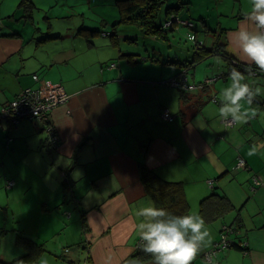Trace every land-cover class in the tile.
<instances>
[{"label": "crops", "instance_id": "crops-1", "mask_svg": "<svg viewBox=\"0 0 264 264\" xmlns=\"http://www.w3.org/2000/svg\"><path fill=\"white\" fill-rule=\"evenodd\" d=\"M12 5V0H0V109L28 88L39 90L47 99L59 93L63 101L51 111L58 136L54 146L46 141L47 134L37 121L23 120L0 128V193L13 186L20 193L29 185L58 206L60 196L70 192L73 208L85 213L83 264H127L135 258L140 242L135 212L154 205L143 182L142 165L163 180L182 182L189 213L202 217L201 203L211 191L212 179L234 208L238 190L248 188L247 202L251 200L249 193L256 199L264 198V184L258 187L252 182L255 175L264 182V147L256 155H248L253 143L264 142V96L255 99L252 107L257 116L246 124L228 128L218 118L216 96L228 84L232 66H221L222 77H216L220 69L211 73L210 68L199 76L197 67L187 72L175 64L152 61L145 65L156 74L144 75L137 71L138 64L149 60H141L121 44H110L114 49L105 46L102 40L107 35L85 37L96 40L89 43L76 39L67 43L56 41L61 39L59 34L40 40L45 32L38 29L24 39L17 23L20 16L32 15L35 5L32 0H20L17 9ZM32 20L25 22L33 29ZM243 22L231 19L229 35ZM229 35L228 54L244 63L230 45ZM118 48L117 58L125 59L117 62L112 58ZM203 78L218 79L208 82L206 90L187 91L190 99L182 102L180 85L185 83L189 89L190 83H202ZM246 78L254 87L264 85V76ZM198 100L203 105L193 108ZM167 111L172 120L165 118ZM241 160L245 166L238 169L236 164ZM30 168L43 175V188L36 190L33 184L22 181L21 171L29 173ZM9 182H14L13 186L9 187ZM3 210L0 204V220ZM212 214L213 221L203 217L212 237L207 252L220 239L223 227L236 225L237 218L231 211L217 217ZM238 232L229 237L238 246L247 244V250L231 246L213 257L214 264H264V241L256 240L255 233L243 238V232ZM205 254L202 252L193 264H206ZM141 261L151 264L150 258Z\"/></svg>", "mask_w": 264, "mask_h": 264}, {"label": "rangeland", "instance_id": "rangeland-1", "mask_svg": "<svg viewBox=\"0 0 264 264\" xmlns=\"http://www.w3.org/2000/svg\"><path fill=\"white\" fill-rule=\"evenodd\" d=\"M32 1L35 5L32 10V15L20 16L17 23L21 24L20 29L23 31L24 39L32 36L33 30L36 31L39 29L42 33L53 32V34H59L61 39L56 40L57 42L70 43L72 40L76 39V42L89 43L96 40L93 38L89 41L85 36H90L91 34L88 31H84V34L82 32L86 27H93L99 28L108 34L111 33V36L115 35L112 38L107 33L103 34L107 35V39L102 40L106 41L103 44L112 49L114 48L111 45L117 43L123 45V47L127 46V51L138 54V58L141 60H149L151 55H162L164 59L167 57H177L182 62L188 57L192 59L195 56V42L203 41L205 47L214 48V50L219 48L220 41L217 37L219 36L221 39V32H225L222 35V40H226V35H229V30H232L230 29L231 26H228L231 25L229 16L232 11H236L234 14L237 13L236 19L239 20L244 10L247 11L250 7V0H191V3L179 10L176 15L184 20L190 19L196 27L189 28L177 26V28H174V33L168 30V40H166L163 36L162 38L159 36L154 37L150 34L147 35L138 25L123 23L115 25L119 17L115 0ZM19 2L20 0H12V6L17 9ZM180 2V0H166V4L163 5L161 12L163 20L166 17L172 18L173 16L171 14L169 16L166 15L167 7L169 5H178ZM21 11L24 13V10ZM32 19L35 24L33 29L31 25L25 22ZM102 19L108 21L110 25H101L100 22ZM241 24L242 23H240L239 26ZM81 27L84 28L80 31ZM224 48L225 47L220 48V52L200 51L204 59L201 60L197 58L196 61L198 63H195V67L198 68L199 76L202 75V71H204L205 68H210L211 73L221 68V66L217 67V62H215L216 58L226 62L222 66L231 67L232 63L229 59L233 54L224 53ZM119 49L120 48L115 49L117 50L116 55L112 58L117 62L125 59L117 58ZM107 57L110 58V54ZM14 59L15 58L12 60ZM150 62L152 61L149 60L147 63H139L138 65L140 66L137 71L144 75H155L156 72L150 70L148 66L145 65L151 64ZM237 64L238 63L232 64V68L237 69ZM252 68L253 75H251V77L256 78L258 76H264V73H258L255 66H252ZM186 70L187 69L184 71ZM191 70H193V65L191 66ZM219 73L218 77L223 74L220 70ZM105 74L107 75L108 73L106 72ZM205 79L206 78H203V82L200 84H203ZM217 79L218 78L209 80L216 82ZM170 83L174 86L177 85L176 81H170ZM190 84L197 85L195 83ZM259 86L264 89L263 83ZM200 89L203 90V88ZM192 111L193 110H190V112ZM46 141L48 140L46 139ZM21 172L23 182L33 184L36 190L37 188L44 187L45 179L43 175L39 174L36 170L30 168L29 173L27 169ZM212 180L214 181V179ZM13 187L12 189L10 188L9 192H6L4 187V191L0 193V204L4 208L3 217L0 220V259L13 262L27 252V247L19 240V236L22 235L34 242L37 241L36 243L38 244H43L45 252L39 255V264H43V261H47V264H83L87 245L85 242L86 231L84 230L86 222L82 214L83 211L81 212V210L73 208L72 205L74 204L71 201L70 192H68L67 195H61L59 198V205L55 206L54 203L45 200V193L41 194V198L33 192L29 185L25 186L20 193ZM247 191L248 188L244 191H236L235 208L231 211V214H234V217L239 215L243 225L241 228L243 233L240 235H242L243 238H245L246 234L251 235V233H255L256 240L264 241V198L260 196L256 199V195L249 193L251 200L247 202ZM243 192H245L246 196ZM209 196H207V198ZM33 197H36V199ZM6 208H8V210ZM13 208L17 210H12ZM39 230L40 233L38 234ZM23 242H25V239ZM17 244H19V246ZM139 245L140 244H138L137 247H139Z\"/></svg>", "mask_w": 264, "mask_h": 264}, {"label": "clouds", "instance_id": "clouds-1", "mask_svg": "<svg viewBox=\"0 0 264 264\" xmlns=\"http://www.w3.org/2000/svg\"><path fill=\"white\" fill-rule=\"evenodd\" d=\"M243 21L230 34L229 43L239 52L245 71L233 68L228 75V84L216 96L218 118L228 128L256 118L257 110L252 105L256 97L264 96V89L254 87L245 75H253V65L258 72L264 73V0H250ZM217 62L220 63L219 58ZM260 147H264V142L253 143L248 155H256ZM135 215L139 218L135 225L139 247L151 258V264H193L202 252L206 253V264H214L212 254L207 252L212 246V237L201 215H177L154 205L139 208ZM127 264H142V261L135 257Z\"/></svg>", "mask_w": 264, "mask_h": 264}, {"label": "trees", "instance_id": "trees-1", "mask_svg": "<svg viewBox=\"0 0 264 264\" xmlns=\"http://www.w3.org/2000/svg\"><path fill=\"white\" fill-rule=\"evenodd\" d=\"M181 2L178 5H169L166 9V15L169 16L170 14L173 15L172 18L166 17L163 20V17L161 15L163 5L166 4V0H115L116 7H118V20L116 21V24H128V25H138L141 27L143 31L147 35H152L154 37H164L166 40H168V30H171V32L174 31V28H177V26L180 27H189V28H195L196 25L190 21V19H182L180 17H177L176 13L181 10L182 8L188 6L191 3V0H180ZM236 12V11H235ZM244 14V13H243ZM243 14L242 16L239 17L240 19H243ZM237 13L236 14H230L229 19H236ZM237 20V19H236ZM237 20V21H239ZM111 23V21H110ZM101 25H110L108 21L102 19L100 22ZM114 25V26H115ZM84 27L80 28V31ZM86 31H88L92 36L95 34H99L102 36L104 32L99 28H93V27H86ZM110 30V29H109ZM229 30V29H228ZM111 32V31H110ZM174 33V32H173ZM225 32H221V39L219 36L217 39L220 41L219 43V48L214 50V48H207L204 46V42H195L194 43V51H195V56L191 59L188 57L184 62L180 61L179 58L173 57V58H165L162 55L159 56H153L151 55L149 57V60L153 62H160V63H167V64H175L179 68H186L187 72H190L191 66L193 65V68L195 67V63H198L196 61L197 58L199 59H204V56L200 53L201 50L208 51V52H220V48H224V53H228L226 50L227 42L226 44L222 41V35ZM108 34V33H107ZM55 34L53 33H45L43 37L40 40H44L47 38H53ZM110 37H114L115 35L111 36V33H109ZM220 35V34H219ZM90 36V37H92ZM87 37V36H85ZM162 37V38H163ZM89 41L92 38H86ZM229 57V56H227ZM218 58H216L217 62ZM220 60V59H219ZM136 61V60H135ZM229 61L234 64L238 63V70L241 72L245 71V66L244 63L240 61V59L230 56ZM226 62L220 60V63L217 62V67L224 65ZM231 64V66H232ZM255 66V65H253ZM222 68H229V66H222ZM192 71V70H191ZM220 71H224L220 69ZM222 74V75H223ZM219 73L216 75L218 77ZM221 75V77H222ZM247 75V73H245ZM208 87L207 84L203 85V89L206 90ZM181 92V100L182 102L188 103L189 97L187 94V90L185 91L184 89L180 90ZM192 98V97H191ZM257 99L259 97H256ZM203 105V102L201 100H198L195 102L193 105V108H201ZM200 111V110H197ZM238 163V162H237ZM237 167V164H236ZM238 168V167H237ZM241 169V168H238ZM67 176V175H66ZM142 178L143 182L146 186L147 193L148 195L152 198L154 202V206L158 208H164L174 214L177 215H182V214H187L190 212L189 210V203L188 200L185 196V191H184V186L182 182H172V181H167L163 180L160 177H158L152 170L147 168L145 165H142ZM259 179V183L255 184L254 180ZM213 181V180H212ZM253 185L254 186H263L264 182L263 180L255 175L254 178L252 179ZM67 185V182H63V186ZM256 187H254L255 189ZM255 191V190H253ZM210 195V196H209ZM209 197L204 198L201 203V209L200 213L203 215V217L207 221H213L215 218H213V212L215 213L214 216L217 217L216 215H224L226 212H230L234 209V206L230 199L227 198L225 194H223V189H218L216 187L215 181L212 182L211 185V191L209 193ZM208 209H215L213 211H209ZM84 216L85 213L83 212ZM83 216V217H84ZM238 218V219H237ZM236 218V225H228L226 227L230 228V233H239L238 231H241L242 228V221L239 218V215H237ZM85 221V218H84ZM86 222V221H85ZM84 230L86 231V225H84ZM230 235V234H229ZM221 237V235H220ZM25 239V242L23 240ZM19 240L21 243H23L27 248V252L22 255L21 257L15 259L13 262H7L6 260L0 259V264H39V255L43 252H45V248H43V244H38L36 241H32L22 235L19 236ZM247 246V244H245ZM231 246H237L242 250H247L246 246H238V243L236 241L231 240ZM228 247V248H229ZM224 251V250H222ZM221 252V251H219ZM218 252V253H219ZM210 253V252H209ZM217 253V254H218ZM135 257L140 256L141 259H149L150 257L145 256V254L140 250V247L137 248V251L134 253ZM206 257V254L204 255ZM151 259V258H150ZM206 259V258H205ZM125 264V263H123Z\"/></svg>", "mask_w": 264, "mask_h": 264}, {"label": "built area", "instance_id": "built-area-1", "mask_svg": "<svg viewBox=\"0 0 264 264\" xmlns=\"http://www.w3.org/2000/svg\"><path fill=\"white\" fill-rule=\"evenodd\" d=\"M261 73V72H258ZM34 79L38 80V76L34 75ZM210 81H205L203 84L190 85L189 89L185 86V83L180 85L182 89L190 91L195 88H202L204 84ZM215 99V98H214ZM63 98L59 93H57L52 98H43L40 91L32 88L24 90L21 94L16 96L12 101L4 104L0 109V128L3 125L16 126L23 120H32L40 123L42 130L47 134V140L53 146L58 139L57 131L55 130L53 123H51V111L52 109L60 104ZM216 101V100H215ZM165 118L172 120L170 118V113L166 112ZM244 161H239L237 167H244ZM259 179H255L254 183L258 184ZM14 182H9L8 186H13ZM230 228L223 227L221 231V237L218 242H216L210 251L212 258L222 250L227 249L231 245V239L229 237ZM140 244V242H139ZM68 251V249H67ZM209 253V252H208Z\"/></svg>", "mask_w": 264, "mask_h": 264}, {"label": "water", "instance_id": "water-1", "mask_svg": "<svg viewBox=\"0 0 264 264\" xmlns=\"http://www.w3.org/2000/svg\"><path fill=\"white\" fill-rule=\"evenodd\" d=\"M220 176H221V175H219L216 179H218ZM216 179H215V180H216ZM252 190H253V189H252Z\"/></svg>", "mask_w": 264, "mask_h": 264}]
</instances>
